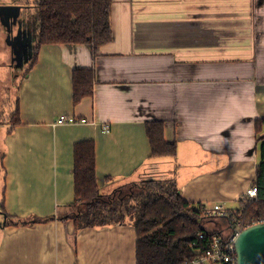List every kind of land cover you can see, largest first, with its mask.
<instances>
[{"label": "crops", "instance_id": "crops-1", "mask_svg": "<svg viewBox=\"0 0 264 264\" xmlns=\"http://www.w3.org/2000/svg\"><path fill=\"white\" fill-rule=\"evenodd\" d=\"M17 2L26 5L34 48V0ZM109 20L112 39L96 55L85 43H42L19 75L10 115L17 106L20 123L9 133L11 119L0 124L6 216L69 211L73 149L81 140L94 142L102 193L173 178L188 201L237 209L256 187L264 140V124L262 139L255 131L264 119V0H111ZM75 67L94 72L92 95L77 103ZM61 113L88 121L55 124ZM152 119L162 121L175 156H150L145 122ZM222 218L204 223L222 228ZM0 264H136V231L128 221L81 229L71 218L6 222Z\"/></svg>", "mask_w": 264, "mask_h": 264}, {"label": "trees", "instance_id": "trees-1", "mask_svg": "<svg viewBox=\"0 0 264 264\" xmlns=\"http://www.w3.org/2000/svg\"><path fill=\"white\" fill-rule=\"evenodd\" d=\"M36 21L35 45L30 61L22 71L23 78L35 62L42 43H85L96 55L104 43L112 39L109 20L111 0H34ZM72 97L77 103L93 93L94 72L91 68L75 67L72 70ZM6 133L20 123L15 106ZM264 119L255 123L261 132ZM151 157L175 156L174 141H167L163 123L159 120L145 122ZM259 139H262L258 136ZM261 160L256 167V196L242 205L240 230L247 224L264 221V140L261 141ZM74 201L67 213L45 218L21 219L7 217V224H27L51 218H71L76 229L128 221L136 231V264H190L204 247L205 238L221 228H209L205 219L223 217L230 227L234 213L228 209L224 215L208 214L207 205L184 199L173 178L141 179L121 184L108 193L100 191L95 173V149L92 140L74 144ZM0 211L5 214L3 200Z\"/></svg>", "mask_w": 264, "mask_h": 264}, {"label": "water", "instance_id": "water-1", "mask_svg": "<svg viewBox=\"0 0 264 264\" xmlns=\"http://www.w3.org/2000/svg\"><path fill=\"white\" fill-rule=\"evenodd\" d=\"M17 1L0 0V36L9 48L8 64L14 69L22 68L28 60L30 52H27L33 48L34 38L28 29L26 5ZM23 39L27 40L28 49H20ZM5 223L6 214L2 213L0 227ZM235 246L237 264H264V221L242 229L235 239Z\"/></svg>", "mask_w": 264, "mask_h": 264}, {"label": "built area", "instance_id": "built-area-1", "mask_svg": "<svg viewBox=\"0 0 264 264\" xmlns=\"http://www.w3.org/2000/svg\"><path fill=\"white\" fill-rule=\"evenodd\" d=\"M88 121L85 117H77L73 114L61 113L57 115L54 120L55 124L62 123H86ZM104 131H109V124H102ZM256 187H250L246 190V197H244L242 205L248 201V199L255 198ZM208 214H221L226 213V209H223L220 205L214 204L212 208H205ZM234 216H232L231 226L227 227V230L222 232L213 231L207 235L203 232L198 234L199 239H206L204 247L199 251L195 258L192 259L191 263L196 264H237L236 258V246L235 239L240 230L241 225L240 217L242 214V206L240 205L237 209L232 210ZM254 224V223H252ZM251 224H247L245 227ZM221 228V227H220Z\"/></svg>", "mask_w": 264, "mask_h": 264}, {"label": "rangeland", "instance_id": "rangeland-1", "mask_svg": "<svg viewBox=\"0 0 264 264\" xmlns=\"http://www.w3.org/2000/svg\"><path fill=\"white\" fill-rule=\"evenodd\" d=\"M8 63H9V50L2 37L0 38V124L5 123L6 119L7 118L9 119L11 117L10 107L11 105L14 104V98L16 94L15 92L19 80V75H21L22 71L25 69V67H23V69H20L18 72L17 69L12 68ZM222 219L224 225L222 226L221 229L222 231L223 230L226 231L227 230L226 220L225 218ZM206 226L209 227L210 229L215 227L212 226V224L211 225L207 224Z\"/></svg>", "mask_w": 264, "mask_h": 264}, {"label": "flooded vegetation", "instance_id": "flooded-vegetation-1", "mask_svg": "<svg viewBox=\"0 0 264 264\" xmlns=\"http://www.w3.org/2000/svg\"><path fill=\"white\" fill-rule=\"evenodd\" d=\"M25 39H23V41L21 42V48H20L21 50H25V49H28L29 48V47H27V40H25ZM31 51H32V49L30 51H28L27 53L30 52V54H31ZM24 57H25V55H24Z\"/></svg>", "mask_w": 264, "mask_h": 264}]
</instances>
